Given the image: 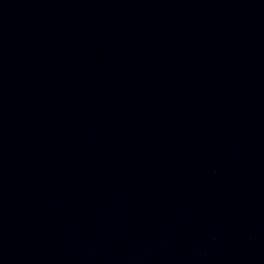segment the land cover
Segmentation results:
<instances>
[{
    "label": "water",
    "instance_id": "water-1",
    "mask_svg": "<svg viewBox=\"0 0 264 264\" xmlns=\"http://www.w3.org/2000/svg\"><path fill=\"white\" fill-rule=\"evenodd\" d=\"M0 264H264V0H0Z\"/></svg>",
    "mask_w": 264,
    "mask_h": 264
}]
</instances>
